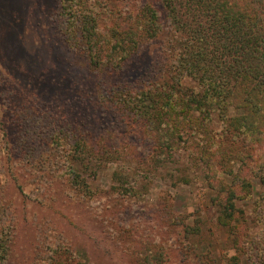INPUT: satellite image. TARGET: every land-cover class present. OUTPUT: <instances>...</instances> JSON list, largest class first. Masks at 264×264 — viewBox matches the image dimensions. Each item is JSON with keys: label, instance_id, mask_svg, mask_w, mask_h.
<instances>
[{"label": "rangeland", "instance_id": "rangeland-1", "mask_svg": "<svg viewBox=\"0 0 264 264\" xmlns=\"http://www.w3.org/2000/svg\"><path fill=\"white\" fill-rule=\"evenodd\" d=\"M64 1L0 0L6 264H48L56 250L84 253L87 264H264V142L223 137L215 118L211 138L186 126L171 148L167 133L125 115L121 101L165 81L163 41L143 46L124 71L95 69L81 46L80 15L70 20ZM83 2L101 39L139 33L127 20L147 3L158 4L171 29L158 0ZM74 173L88 188L74 186ZM238 176L249 183L236 186L225 227L221 187Z\"/></svg>", "mask_w": 264, "mask_h": 264}, {"label": "trees", "instance_id": "trees-1", "mask_svg": "<svg viewBox=\"0 0 264 264\" xmlns=\"http://www.w3.org/2000/svg\"><path fill=\"white\" fill-rule=\"evenodd\" d=\"M82 1L65 0L63 10L73 21H78L76 15H80L81 46L95 69L108 64V69L124 71L143 46L163 41L165 59L159 72L165 74V81L144 89L138 97H122L125 115L131 112L149 129L156 126L167 133L171 148L186 126L197 135L211 138V125L216 120L220 121L219 134L223 137L264 142V0H158L171 29L163 27L158 4L147 3L137 14L129 12L127 22L139 33L117 31L107 39H101L105 34L99 33L98 22L95 24L92 12L84 10ZM102 48L107 50L104 59L100 56ZM85 111L76 116L80 126L88 116ZM158 156L159 164L168 162L164 154ZM73 182L75 187L82 183L88 188L78 174L74 173ZM246 183L238 176L233 186L222 184L227 198L220 204L221 225L228 227L234 220L235 201L239 198L236 186L245 190ZM2 225L0 217V264H6L10 238L3 235ZM52 253L48 264H87L84 253L76 257L61 250ZM77 256L82 262L76 261Z\"/></svg>", "mask_w": 264, "mask_h": 264}]
</instances>
